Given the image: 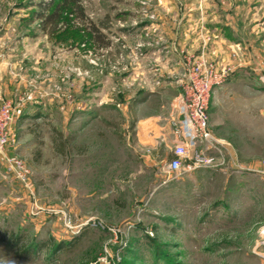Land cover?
<instances>
[{
    "label": "rangeland",
    "instance_id": "374dc122",
    "mask_svg": "<svg viewBox=\"0 0 264 264\" xmlns=\"http://www.w3.org/2000/svg\"><path fill=\"white\" fill-rule=\"evenodd\" d=\"M42 1L0 0V105L15 109L0 152V264H264V0H82L94 23L110 18L107 47L75 15L60 26L70 33L45 32ZM185 18L197 19L191 53L233 69L209 107L224 147L213 166L165 183L134 130L142 102L167 112L183 91L153 48ZM142 42L151 53L137 60Z\"/></svg>",
    "mask_w": 264,
    "mask_h": 264
},
{
    "label": "built area",
    "instance_id": "2783aa9c",
    "mask_svg": "<svg viewBox=\"0 0 264 264\" xmlns=\"http://www.w3.org/2000/svg\"><path fill=\"white\" fill-rule=\"evenodd\" d=\"M146 30V27L143 28L142 33L149 36L151 32ZM156 42L159 47L163 46L162 38ZM146 45L143 42L138 44L135 59L140 60L146 56ZM179 58L182 70L176 74L171 73L184 82L183 91L174 100L178 117L173 120V127L178 140L172 157L166 158L162 164V171L166 174L165 183L198 168L211 167L223 155L224 145L215 138L211 128L209 107L214 90L221 87L233 72L229 66L219 65L185 50L179 52ZM155 84L160 86L162 82L158 80ZM14 119L13 106L10 103L0 105V152L10 143V128ZM8 160L15 174L18 173L20 177L27 176L28 170L21 160Z\"/></svg>",
    "mask_w": 264,
    "mask_h": 264
},
{
    "label": "crops",
    "instance_id": "0c3cea01",
    "mask_svg": "<svg viewBox=\"0 0 264 264\" xmlns=\"http://www.w3.org/2000/svg\"><path fill=\"white\" fill-rule=\"evenodd\" d=\"M160 2L171 7H195L198 5H204V0H199L197 2H187L185 0H160ZM174 19L175 18L172 20ZM196 20L197 19L195 18H185V21H183L185 22V27L179 33L175 32L170 27L169 29L164 27V32H159L157 35L158 39L162 38L164 43L161 47L153 48V53H158L160 55L164 54L166 56V58L163 59L161 66H169L168 71L171 73L176 74L182 70V62L179 57L176 58V54H178V52L185 50L191 53L196 50L197 45L194 43V36H191L193 34H190V28L192 29V24ZM228 25V23L221 24L222 31L217 32L220 38H224ZM153 26L155 33L157 29L155 28V26L157 27V21L156 23H153ZM146 28L148 29V27ZM144 50L145 52L146 50H150L149 53H151L150 46H146ZM180 81L181 80L178 79L173 82L180 83ZM150 99L151 98H148L142 102L137 108V122L134 130V144L136 145L135 152L139 155L138 157L143 160V163L146 164L147 161H149V166L153 164V166L158 168L160 167L162 169L163 161L166 158L172 157L173 148L178 140L177 136L174 134L173 127V120L178 117V112L176 111L175 104L173 102L170 104L167 112L155 109L150 111V101L152 100Z\"/></svg>",
    "mask_w": 264,
    "mask_h": 264
},
{
    "label": "trees",
    "instance_id": "16d2710c",
    "mask_svg": "<svg viewBox=\"0 0 264 264\" xmlns=\"http://www.w3.org/2000/svg\"><path fill=\"white\" fill-rule=\"evenodd\" d=\"M40 5L43 9L48 10L47 13H38L37 17L41 20L42 29L45 32L58 36L65 35L66 33H70L72 28H66V30L59 32L62 24L69 23L71 15H75L79 17V20L83 23H90V31H88V27H85L86 34L90 35V38L93 37L97 42H99L102 47H107L111 44L110 39L107 34H105L104 29H108L109 25L106 23L110 20L107 18L106 21H102L101 24H96L92 20L86 17V13L84 7L82 5V0H50V2L45 0V3L42 1ZM70 25V24H69ZM79 33L78 31H75ZM62 33V34H61ZM79 40H82L83 34H78ZM134 127V126H133ZM55 130V129H54ZM56 137L54 136V140L59 141L56 144L58 148V152L60 154H64L67 149L66 141L63 140V135L56 132ZM83 148V147H81ZM45 246V244L43 245ZM23 248V247H22ZM27 254V252L25 251Z\"/></svg>",
    "mask_w": 264,
    "mask_h": 264
}]
</instances>
